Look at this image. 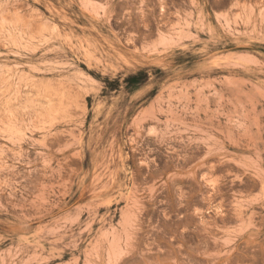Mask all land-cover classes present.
Segmentation results:
<instances>
[{"label": "rangeland", "instance_id": "1", "mask_svg": "<svg viewBox=\"0 0 264 264\" xmlns=\"http://www.w3.org/2000/svg\"><path fill=\"white\" fill-rule=\"evenodd\" d=\"M0 264H264V0H0Z\"/></svg>", "mask_w": 264, "mask_h": 264}]
</instances>
